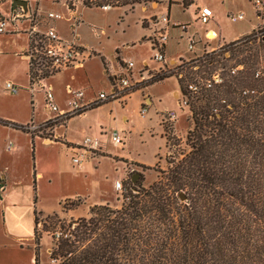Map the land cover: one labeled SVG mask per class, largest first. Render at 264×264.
Wrapping results in <instances>:
<instances>
[{
  "label": "trees",
  "instance_id": "16d2710c",
  "mask_svg": "<svg viewBox=\"0 0 264 264\" xmlns=\"http://www.w3.org/2000/svg\"><path fill=\"white\" fill-rule=\"evenodd\" d=\"M137 2L82 0L86 7L128 9ZM66 5L74 8L72 0ZM254 37L252 31L182 61L183 74L151 73L143 84L177 78L190 111L186 148L147 186H125L119 208L93 204L87 216L59 221L49 252L54 264H264V35ZM215 72L221 80L209 84ZM56 123L48 120L45 127ZM0 125L29 132L2 118ZM37 214L34 209V264H40Z\"/></svg>",
  "mask_w": 264,
  "mask_h": 264
},
{
  "label": "rangeland",
  "instance_id": "374dc122",
  "mask_svg": "<svg viewBox=\"0 0 264 264\" xmlns=\"http://www.w3.org/2000/svg\"><path fill=\"white\" fill-rule=\"evenodd\" d=\"M43 1L48 4L50 0ZM63 1L66 4V1L69 0ZM80 1L82 2V0ZM139 1L140 2L137 3H153V6L167 2V0ZM176 1L177 0H172V3H175ZM72 2L77 3V0H72ZM254 8L255 7H253L250 1H241L240 6L237 7L236 10L241 11L244 14L242 19L232 21L225 11H221L216 15L214 14L213 18L205 24L199 22L195 17L193 19L192 11L188 10L184 17H188L189 19V32L186 34L181 33L180 31L175 40L173 37L169 39V32V40L167 39L166 42V45H168V42L172 44L173 48L177 50V54L180 55V57L171 63L165 62V66L161 69L164 71L173 69L174 72L181 71V74H183L185 72V68L181 70L178 67L181 65L182 61L185 62L196 59L205 53H210L211 49L214 50L224 47V44L227 43L221 42L219 35L213 39H211V36L206 38L204 36V31L206 29L213 28L218 32L220 28V31L225 38L240 31H244L250 26V23L255 22L256 12ZM173 9L176 11L177 7L175 6ZM0 10L6 11L7 5H0ZM55 10L63 11L64 8L58 6ZM232 13H237V11H232ZM258 13L261 14L260 11H258ZM0 15L3 14L0 13ZM138 16L139 10L129 11L126 10L125 7H111L108 10H103L99 7H85L82 13V17L85 21L84 25L94 24V27L85 28L84 26L82 27V33L85 37L90 39L95 50L101 52V54L105 57V61H107L109 65H113V63L118 61L116 60L117 48L119 50L122 49V58L130 59L138 65L143 58L153 62V50L147 42L141 43L140 45L133 44L135 39L140 34ZM62 20H60L62 22V27L66 29L68 23L65 22L64 19ZM144 23H146V21L143 20V24ZM175 27L178 26L174 24L169 25V31ZM91 30L93 32H91ZM191 33L193 34V38L196 40L194 50H188L187 48L188 35ZM253 33H260L261 35H264V24L254 29ZM151 37L152 36H150V38ZM124 41L128 42L127 48H121V44ZM257 43L258 42L256 41L253 44L248 45L255 47ZM22 45L26 46L20 50ZM27 45L28 37L26 34L11 35L7 33H0V118L7 120H12L9 117L25 119L28 112H30L27 103V93L23 90L24 88H22V84L28 85V62L20 55ZM19 50V56L21 58L15 54V51ZM227 51L228 55L232 52L230 49H227ZM260 51L262 52V49ZM261 54L264 56V53ZM210 56L212 55H209V57ZM234 61L235 58L231 59L229 63L232 64ZM196 67L197 66L193 69ZM148 73L151 74L153 71L148 70ZM64 75L66 74L61 71L51 75L45 80L47 83L54 86L56 93H59L60 99L62 100L65 97V94H67L65 89L66 87H64L65 81L62 79ZM89 78L93 82L91 90L94 92H97L99 89H103L100 91H107L110 87V82L102 75L99 66L92 68L91 76ZM7 80L22 88H20L21 90L18 94H11L5 90L4 84ZM143 86L144 84H141L132 90L139 89ZM175 87V81L170 78L152 88V92L155 94V103L158 107L162 108L165 105H172V95ZM72 89L80 90L76 88ZM38 91V97H42V99H44V91L41 89ZM174 97L178 98V95L175 94ZM179 97H181L180 99L182 100L185 99V96L182 95L180 89ZM129 110L133 112L130 121L135 125V128H137L136 133H132L131 136V151L135 155L138 154L150 159L156 151L157 146L160 145L161 140L150 137V135L146 133V130L143 135H140L137 132H139L140 127L146 126L149 123L153 124L155 122L157 117L154 110L148 109L146 116L144 118H140L136 111L134 101L130 102ZM176 111L175 119L172 121H165L163 120V116L160 115L162 120L160 124L163 129L161 135L165 137V143L158 152V156L154 164L148 166V168H143L140 164L132 162L127 163V167L124 168V164L121 161H114L103 157L98 168L93 170L92 175H90L88 179L83 180L80 178H73L70 177V174H67L68 178L60 179L57 178L56 175L50 174V165L45 162L42 167L45 171V177L37 183L36 186L33 184L32 177V151L27 147L26 136L23 133L15 132V130H11L10 132L8 128L0 127L1 148L8 140L20 146L14 155L3 151L2 161L16 178L21 179L16 189L18 190L17 197L23 202L22 204L26 205V202L29 200H31V202L35 201V207L38 213L37 228L39 234L41 235L39 251L40 264H54V262L49 258V252L54 241L53 236L58 231L59 221L65 222L71 218L87 216V205H90L92 201H101L102 199L110 200V202L106 201L100 203H109L110 207L119 208L123 200V194L125 193V186L133 183L131 180L133 173H139L135 182L139 181L142 185L147 186L156 180L159 175H161L162 171L167 170L169 161L173 160L176 153H179L181 149L186 148L185 135L191 125L189 118L190 111L187 105L183 104L181 106L180 104V108H176ZM39 112H41V110ZM154 132L155 131L152 133L154 134ZM36 133L40 137H45L48 135L49 129L42 127L39 128ZM167 137H169L168 141ZM116 178H121V191L113 190L112 187L110 188V185L113 184ZM67 197L71 198H69V200L64 199ZM77 199H79V205L74 206V204L78 201ZM63 206L71 209H64ZM53 212H56L57 217L51 216ZM33 254L34 240L30 242V240L24 239L23 242L17 243L3 235L1 230L0 212V264H33L30 260V256Z\"/></svg>",
  "mask_w": 264,
  "mask_h": 264
},
{
  "label": "crops",
  "instance_id": "0c3cea01",
  "mask_svg": "<svg viewBox=\"0 0 264 264\" xmlns=\"http://www.w3.org/2000/svg\"><path fill=\"white\" fill-rule=\"evenodd\" d=\"M14 1L16 0H0V5H7V10H0V19H4L6 21L3 32L11 35L18 34H26L24 28L28 24L27 19H13L11 20V13L13 9L17 8L14 6ZM19 1V0H17ZM27 1L26 6L30 9L34 8L37 12L42 16L45 15L48 11H56L61 13L63 16L68 15L67 5L63 0H50L49 3H44L43 0H25ZM241 1L251 2V0H193L188 6L182 5V0H177L175 3H171L169 6L167 2L162 4H156L153 6V3L144 4V3H136L132 9H128L127 6H123L126 10L134 11L139 10L138 22L140 26V34L135 39L133 44L140 45L141 43L147 42L150 46L149 39L150 36L154 35L160 27H163L162 21L151 23L149 18L152 15H163L167 14L168 16V33L170 32L169 39L171 37L175 38L178 36V33L181 31L180 27L172 28L169 31V25L171 24H188V17H184L187 14L188 10L192 11L193 19L195 17V12L199 6H207L211 8L213 15L218 12L225 11L226 14L232 13V11H237V7L240 6ZM262 1V5L260 8L261 14L255 15V22L250 23V26L244 30L240 31L236 34L227 36L225 38L222 35V32H217L213 28H208L213 31H216L219 35L221 42H229L232 40H236L246 34H249L257 27L264 24V0ZM18 4V3H17ZM64 8L63 11L55 10L56 7ZM75 11L80 15L81 21L75 27V34L78 36L79 42L83 45L87 46L92 51V56L89 57L83 67L80 68H70L66 69L64 72L66 75L62 78L64 82V87L69 85L71 88L80 89L83 91V99L88 100L93 95H95L98 91L103 90L99 89L97 92L91 90L92 80H90L91 72L93 67H98L100 72L107 80L110 82V79L114 75H119L122 72L121 63L126 60L121 57L122 49H116V61L113 65H109L107 61H105V57L101 54V52L95 50L93 44L90 39L84 36L82 33V27L85 28L94 27V24H85V21L82 17L84 6L79 0L75 5ZM177 7L175 11L173 8ZM254 7V6H253ZM101 8V7H99ZM103 9V8H101ZM110 9H103L108 10ZM255 10V8H254ZM256 12V11H255ZM62 19H58L53 21V25L57 28L59 33L64 37H70L72 34L69 27L63 28ZM143 20L146 23L143 24ZM63 21V20H62ZM66 22V21H65ZM93 25V26H92ZM91 32H93L91 30ZM104 32V31H103ZM221 32V33H220ZM182 33V31H181ZM168 39V40H169ZM128 42L124 41L121 44V48L128 47ZM26 45H22L20 50L24 48ZM19 51H15V54L19 56ZM95 53V54H94ZM20 57V56H19ZM164 57L166 62H173L180 57L177 54V50L173 48L172 44L168 42V45H165L164 49ZM21 58V57H20ZM103 59V61H102ZM154 60V59H153ZM132 61V60H131ZM133 74L136 75V72L141 68L145 67L147 70H151L153 72H157L161 68L165 66V62H159L154 60H148L143 58L139 65L136 62H133ZM28 76V75H27ZM85 77V78H84ZM172 78L175 81L176 87L173 91V99L172 105H165L162 108L158 107L155 103V94L152 92V88L159 83H163L164 80ZM50 84V83H49ZM53 90L54 101L60 110L68 109V99L69 94H65V97L60 99L59 93H56L55 88L52 84H50ZM66 85V86H65ZM110 85V84H109ZM23 90L27 93V103L29 111L28 115L25 119H19L15 117H9L12 122H15L20 125H27L31 122L34 124H41L46 119L53 118L55 116V112L48 111L45 109L43 104L42 97L39 98L38 90H31L30 82L28 80V85L22 84ZM19 88H21L19 86ZM21 88V89H22ZM19 89L17 93L21 90ZM66 89V88H65ZM38 91V92H37ZM37 92V93H36ZM177 94L178 98H175L174 95ZM181 97H179V87L176 76H170L159 80L157 82L151 84H144L143 87L139 89L132 90L129 96L124 101H107L101 104H97L95 106L87 109L83 114H75L67 117L63 122H58L52 125L49 129V135L52 136L53 140L50 142H46L40 137L37 133L31 136L30 132L22 131L20 129H15L10 126L0 125V127H6L11 132V130H15V132L23 133L26 136V144L28 149L32 150L33 146V158H32V169L34 176V186L37 185L44 177L45 171L43 164L48 163L50 165L51 172L50 174L56 175L57 178L63 179L68 178L67 174H70V177L80 178L83 180L88 179L90 175H92L93 170L97 169L99 164L102 161L103 157L112 159L114 161H121L124 164V168L127 167V163H137L140 165L150 166L153 165L158 152L161 150V147L165 143V137L161 135L162 133V125L160 122L162 121L160 115L167 110L176 111V108H180ZM134 101L136 105V111L140 118H144L146 116V112L148 109H153L156 115V120L153 124H147L146 126L140 127L139 133L140 135L146 133L150 135L152 138H158L161 140L160 145L157 146L156 151L153 153L152 158H145L144 156L135 155L131 151V136L132 133H136L135 125L131 123V118L133 112L129 110L130 102ZM141 108L145 109V114L141 116L139 111ZM41 110V112H39ZM4 119V118H2ZM7 120V119H6ZM103 130L107 131H118L120 135H124V144L122 146L116 145L112 143L108 135H102L101 144L98 147L90 148L88 153L85 155V158L79 164H74L72 162L71 156L76 154L72 148H75L84 137L89 136H97L99 137V133ZM153 131L154 134L152 133ZM8 140L3 147H0V212H1V230L5 237L10 238L12 241L20 243L23 242L24 239L33 240V228H34V209L35 201L31 202L29 200L26 202V205H23L22 201L17 197L18 190L17 185L20 183L21 179L16 178L15 175L9 170V168L2 161V153L8 152L9 154L14 155L16 151L20 148L18 144L13 142L10 148H7L6 145ZM31 174V173H30ZM121 179V178H116ZM123 179V178H122ZM114 180V182H115ZM114 182L110 185L114 189ZM15 187V189H14ZM76 196V195H75ZM74 197V196H72ZM71 197H67L64 199H68ZM85 198V197H84ZM110 200L102 199L101 201H92L90 205L93 204H102L100 202H106ZM109 204V203H108ZM90 205H87L88 208ZM77 209V208H73ZM30 260L34 264V254L30 256Z\"/></svg>",
  "mask_w": 264,
  "mask_h": 264
},
{
  "label": "built area",
  "instance_id": "2783aa9c",
  "mask_svg": "<svg viewBox=\"0 0 264 264\" xmlns=\"http://www.w3.org/2000/svg\"><path fill=\"white\" fill-rule=\"evenodd\" d=\"M79 0H77L78 2ZM82 3V2H81ZM252 5L255 7V11H260L262 1L251 0ZM76 3L74 8L69 9L68 15L63 16L61 13L56 11H48L45 15H40L36 9L22 7L20 5L13 9L11 13V20L13 19H27L28 24L24 28L28 37L27 47L20 53L28 62V76L30 87L33 90H43L44 99L43 104L46 110L55 112V116L50 119H46L41 124H34L33 122L26 125L29 132L36 133L39 128L45 127V122L52 120L54 122H63L67 117L75 114H83L87 109L97 104H101L107 101H124L130 94L133 88L143 84L151 74L143 66L137 72L133 74V61L126 60L121 63L122 72L119 75H114L110 79V87L107 91H99L93 95L90 99H83L82 90H74L69 85L66 87V93L69 94L68 109L60 110L54 101V95L52 87L45 80L51 75L64 71L70 68L83 67L85 61L92 56V51L85 45L79 42L78 36L75 34V27L80 23V15L75 11ZM103 9L109 8V6H102ZM244 14L242 12L229 13L228 17L232 20L242 19ZM195 18L201 23H207L213 18L211 8L207 6H199L195 12ZM58 19H64L68 23V27L71 31L70 37L62 36L57 28L53 25V21ZM151 23L162 21L163 27H160L154 35L149 39L150 47L153 50L152 59L159 62H166L164 57V49L168 39V16L163 15H152L149 18ZM6 21L0 19V32H3ZM175 25V24H174ZM179 26L182 33L189 32V26L187 24H176ZM210 32H214V37L218 36L216 31L206 29L204 36L208 38ZM261 34L256 33L255 38L258 40ZM210 37V36H209ZM196 40L193 38V34L188 35L187 48L188 50L195 49ZM218 49H211L217 51ZM225 55H228V51H225ZM235 68L232 70V72ZM221 80L218 72L212 74L211 79L208 80L210 83H217ZM5 90L11 94H15L20 89L18 85L7 80L4 84ZM188 88L191 90L196 89V85L190 83ZM182 100V99H181ZM185 100L181 101V106L185 104ZM186 105V104H185ZM145 109L141 108L139 114L143 116ZM163 120L172 121L175 119L176 113L172 110H167L163 113ZM50 129V126L45 127ZM108 135L112 143L122 146L124 144V135H120L118 131H107L103 130L99 133V137L86 136L82 141L75 147L76 154L71 156L74 164H79L85 158L90 148L98 147L101 144L102 135ZM46 142L53 140L52 136L48 135L42 137ZM11 142H8L6 147L10 148ZM114 189L121 191V180L117 179L114 182Z\"/></svg>",
  "mask_w": 264,
  "mask_h": 264
},
{
  "label": "water",
  "instance_id": "95a60500",
  "mask_svg": "<svg viewBox=\"0 0 264 264\" xmlns=\"http://www.w3.org/2000/svg\"><path fill=\"white\" fill-rule=\"evenodd\" d=\"M18 3V4H17ZM26 4H27V1H25V0H19V1H14V6H18V5H20V6H22V7H27L26 6ZM139 176V173H137V172H135V173H133L132 174V176H131V180L133 181V182H135V180H136V178ZM178 197H179V199L181 200V201H184L185 199H186V197H185V194L182 192V191H180L179 193H178Z\"/></svg>",
  "mask_w": 264,
  "mask_h": 264
},
{
  "label": "bare ground",
  "instance_id": "6f19581e",
  "mask_svg": "<svg viewBox=\"0 0 264 264\" xmlns=\"http://www.w3.org/2000/svg\"><path fill=\"white\" fill-rule=\"evenodd\" d=\"M209 36H211V37L214 36V32H213V33L211 32V33L209 34Z\"/></svg>",
  "mask_w": 264,
  "mask_h": 264
}]
</instances>
